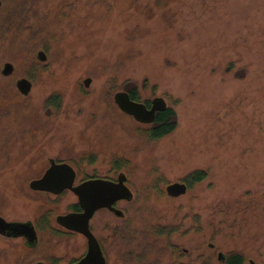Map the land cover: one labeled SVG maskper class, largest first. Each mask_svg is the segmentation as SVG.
<instances>
[{
    "label": "rangeland",
    "instance_id": "1",
    "mask_svg": "<svg viewBox=\"0 0 264 264\" xmlns=\"http://www.w3.org/2000/svg\"><path fill=\"white\" fill-rule=\"evenodd\" d=\"M92 1L94 6L63 0L71 17L58 31L59 45H51L57 52L45 63L49 76L38 81L28 100L18 102L16 112L0 118V215L9 220L32 215L23 203L33 191L30 182L21 186L27 170L35 175L47 158H67L58 148L90 147L89 173L124 172L140 196L168 195L170 183L206 171L207 179L185 195L166 198V204L136 200L131 210L149 221L161 210L203 212L213 228L230 207L226 215L235 221L227 226L253 231L240 244L224 227L216 240L221 251L227 255L240 248L248 260L264 264V0ZM73 54V63L65 61ZM19 62L18 75L24 78L30 67L38 69L23 57ZM86 78L92 79L89 88ZM131 89L142 101L165 98L176 111L177 129L150 140L148 126L122 115L115 104L117 91ZM61 93L63 117L46 116L45 99ZM53 138L60 141L55 150ZM115 161L122 168L110 164ZM150 163L157 169L147 176ZM111 217L100 214L95 226ZM9 247L0 241V255L10 252L9 261L0 257V264H11L13 253L20 252Z\"/></svg>",
    "mask_w": 264,
    "mask_h": 264
},
{
    "label": "flooded vegetation",
    "instance_id": "2",
    "mask_svg": "<svg viewBox=\"0 0 264 264\" xmlns=\"http://www.w3.org/2000/svg\"><path fill=\"white\" fill-rule=\"evenodd\" d=\"M53 18H50V20ZM40 19L46 23L45 18ZM70 58H72L71 63H73L74 54ZM48 59L50 63V58ZM38 61L44 68L50 65L45 64L47 60L42 62L38 59ZM31 70L33 69L30 67ZM2 87H4L2 89L5 93L0 94L4 99V106L0 108V118L16 112V103L19 102L17 98L14 100L15 92L11 86ZM34 87L33 85L27 97H30L33 93ZM15 90L22 95L17 86H15ZM55 96L58 104L54 108L63 111L65 105L64 94L61 93V95ZM104 103H109V100ZM58 117L63 116L61 114ZM62 130L60 129V131ZM67 137H74V134ZM58 141L53 138L52 148L54 150L56 149L55 145L58 144L55 142ZM69 142L71 140H68ZM89 148L87 147L86 150H75L73 148L62 150L58 148L57 152H64L68 157L47 158L48 164L36 179L44 176L51 167V160H54L55 165H69L76 172L72 188L94 179L117 182L119 176L125 174L124 172H115V168H109L111 169L110 172L100 177L94 173H89L88 170L92 166L90 163L92 155H90L91 149ZM113 151L114 149L108 150L109 153ZM84 155H87L86 158L83 157ZM110 164L113 167L122 166L119 161ZM126 184L133 192V197L130 200L116 201L112 209L103 208L94 213L89 221V231L93 238H90L86 233L74 230V214H82L84 209L80 204L79 197L72 189H65L60 194L47 191H31L30 199L23 201V203L30 208L32 215L23 220H9L2 215L0 217L7 222L28 224L34 232L29 230L30 233L27 236H2L8 239L20 240L33 255L34 264H78L89 253L90 239L92 244L98 243L105 264H222V262L227 261L226 254H223L219 243L216 242L220 237H218L219 235L214 236L213 228L207 227V220H205L206 217L203 212L161 210L148 217L152 220H146L143 215H138L140 212L131 210L136 206V200L142 202L152 200L154 203L164 201V204H166V198L173 199L174 197L157 193L140 196L137 194L139 189L128 183V177ZM122 202L127 204L121 206ZM70 214L73 215V228L71 229L58 222L59 217ZM100 214H109L112 217L102 220L100 225L96 227L95 223ZM193 217H200V219L192 220ZM140 218H143L141 226H139L138 221ZM219 221L221 222V220ZM207 233H209L208 238ZM212 240L213 242H211ZM219 254H222L221 259H218ZM251 261L254 260L249 259L243 264H250Z\"/></svg>",
    "mask_w": 264,
    "mask_h": 264
},
{
    "label": "trees",
    "instance_id": "3",
    "mask_svg": "<svg viewBox=\"0 0 264 264\" xmlns=\"http://www.w3.org/2000/svg\"><path fill=\"white\" fill-rule=\"evenodd\" d=\"M2 7L0 8V94L5 93L2 89V86H11L14 89L15 95L14 100L17 98L19 101L28 100L29 96L20 95L18 91L15 90L17 79L22 78L23 76L18 75V70L20 67L19 58L23 57V60L29 64H33L34 66H38V69H33L29 72V80L32 81L34 86L38 85V81L41 80L44 76L48 75V69L43 68L37 59V52L44 51L48 58H54V54L57 52L51 50L53 44L59 45L60 39L58 31L62 29V22L68 19L71 16L66 15V13H70L65 7L63 0H1ZM75 2V1H74ZM89 6H94L95 3L92 0H87L86 2ZM13 7V10L9 13L8 17H4L1 14L4 10L9 7ZM45 11L44 17H40L41 8ZM54 17V18H53ZM40 18H45L46 23ZM50 18H53L50 20ZM74 48V44L72 45ZM76 55L74 54V59ZM66 58L65 61H68ZM12 62L15 66V73L10 78H4L1 74V70L3 68V64L5 62ZM49 67V66H48ZM13 78V79H12ZM10 80L8 83L7 80ZM44 84V83H43ZM82 90V88H81ZM120 91V90H119ZM118 92V91H117ZM131 95V98L135 101L145 102L148 106H150V100L142 101L140 97V93L137 89H131L128 91ZM2 97V96H1ZM48 99V100H47ZM47 100V101H46ZM17 106L20 104L17 102ZM58 104L55 95L48 97L45 99L44 106L50 110V113L45 112L46 116L56 117L62 113L60 109H55L54 106ZM117 111L119 109L117 108ZM48 113V114H47ZM121 113V112H120ZM122 115H125L129 118V116L122 112ZM177 114L175 109L168 104V108L160 113H157L156 120L153 124H145L143 126H148L145 130L146 136L150 140H160L171 134L178 127V122L176 118ZM38 155V154H36ZM35 155V156H36ZM34 156V158H35ZM35 163H30L28 167L33 169ZM150 168L147 170V176H150L151 173L156 170V166L154 163H150ZM151 169V170H150ZM41 173H37L35 175H30L27 170V176L25 178L24 184L21 185L24 188H27L29 182L35 180L40 176ZM207 179V173L204 170H195L190 173L186 180L182 182H186L188 185V189L190 190L194 184L203 182ZM2 190V187H0ZM192 209V208H191ZM226 211H231V208H226L222 210L221 223L214 224V236L215 235H223L224 227L228 228L231 231V234H235L238 243H242L245 239L244 236H249L253 228L250 227H234L227 226L228 223L235 221L234 216H227ZM200 217H193L192 220H198ZM206 220V219H205ZM196 225V224H194ZM161 226V225H158ZM0 241H6L10 244L8 250L15 251L18 247L20 252L13 253V259L11 264H34L33 255L28 251L26 246L22 243L19 246L15 244L14 239H4L0 236ZM7 256H1L2 259L8 258ZM227 261L222 262L223 264H243L248 261V257L237 248L233 251H229L226 255ZM233 261V262H232ZM236 262V263H235Z\"/></svg>",
    "mask_w": 264,
    "mask_h": 264
},
{
    "label": "water",
    "instance_id": "4",
    "mask_svg": "<svg viewBox=\"0 0 264 264\" xmlns=\"http://www.w3.org/2000/svg\"><path fill=\"white\" fill-rule=\"evenodd\" d=\"M2 1L0 0V7ZM42 62L47 60V55L44 51H40L37 55ZM14 64L6 62L2 68V75L9 77L14 72ZM84 86L89 88L92 79L86 78ZM19 92L27 96L32 89V82L27 78L19 79L16 83ZM115 104L125 114L132 116L141 124H153L156 120L157 113L163 112L168 108L167 101L163 97H155L151 101L150 107L144 102L135 101L130 94L121 91L114 96ZM76 172L69 165H55L54 160H51V167L47 170L44 176L40 179H35L30 182L29 187L33 191H47L53 194H60L65 189H72L79 197L80 204L84 209V213L74 214V230L86 233L90 238H93L89 231V221L94 213L103 208L112 209L113 204L118 200H130L133 197V192L127 186L126 174H121L117 182L107 181L105 179H94L88 181L76 188H72ZM188 191V185L184 182L170 183L166 187V192L169 196L177 198L183 196ZM73 215L59 217L58 222L71 229L73 228ZM29 230H33L28 224H17L7 222L0 217V235L11 236H27ZM90 250L87 256L78 264H105L104 258L101 255L98 243L92 244L90 239ZM222 258L219 254L218 259ZM43 264V263H38ZM250 264H256L251 261Z\"/></svg>",
    "mask_w": 264,
    "mask_h": 264
}]
</instances>
